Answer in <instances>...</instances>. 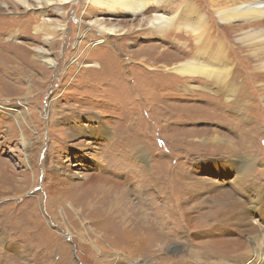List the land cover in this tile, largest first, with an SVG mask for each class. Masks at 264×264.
Masks as SVG:
<instances>
[{
    "label": "rangeland",
    "instance_id": "1",
    "mask_svg": "<svg viewBox=\"0 0 264 264\" xmlns=\"http://www.w3.org/2000/svg\"><path fill=\"white\" fill-rule=\"evenodd\" d=\"M192 3L231 50L235 101L160 72L188 55L171 38L90 26L142 17L0 0V264H264L263 46Z\"/></svg>",
    "mask_w": 264,
    "mask_h": 264
},
{
    "label": "bare ground",
    "instance_id": "2",
    "mask_svg": "<svg viewBox=\"0 0 264 264\" xmlns=\"http://www.w3.org/2000/svg\"><path fill=\"white\" fill-rule=\"evenodd\" d=\"M13 1L21 4L26 9L37 8L45 10L47 6H52L57 3H76L77 0ZM88 2L106 12H121L125 15H130L133 18V20L130 21L131 23L136 21L139 17H142L135 27L132 26L133 28L126 30H119L113 27L108 28L107 25L109 24L102 23L100 20L91 22L90 26L98 29L101 34L117 37L123 33L125 35L143 28L154 30L155 33L152 35H158L167 39L171 38V40L179 44L180 47L182 46V49L186 51V53L188 52V55L185 56L186 61H181L173 67L165 68L164 71L160 72H163L164 75H175V77H177L176 79L182 82L183 85L185 82H192L190 85L186 83L182 87L185 93H195L197 91L203 92L204 94L223 93V95H226L225 97L228 103L239 98V80L236 79L235 76L237 68H234L230 63L231 61L226 59V57L231 54V50H228V46L223 42L222 37H219L220 34L222 35L220 27L218 30L217 25L213 24V22L210 24L208 15L202 12L196 4H193L192 0H88ZM211 2L210 6H212L211 9H213L218 24L223 26L222 31L226 32L225 35H227L230 40H234L235 44H239L242 48L251 46L258 48V46H263L262 48L264 51V0H211ZM152 6L158 11L165 9L170 15L167 16L157 13L154 16H145L147 10ZM236 22H244L246 24L236 25ZM183 31H185V34H183ZM171 35L172 37H170ZM185 38L188 39V41L185 40V43H181L180 39L183 40ZM189 45H191V47ZM189 47L191 48L190 50L188 49ZM45 54L46 53H44V55ZM251 55L255 58L257 56L254 53H251ZM156 57L160 59L166 58L165 55ZM181 58H183V56H181ZM177 59L179 58H171L172 61ZM46 62L53 67L55 66L54 62L49 59H47ZM253 69L256 73H263L264 64L261 63L256 65ZM196 82L202 83V86L195 85L194 83ZM228 143L225 145L226 147L221 148L231 152L232 143ZM258 204L252 202L250 206L245 207L242 205L241 208L246 211L252 209L256 210ZM231 205H233L232 202ZM231 209L237 210V205L235 208L233 207ZM231 209L229 208V210ZM245 218L246 217H244V219ZM253 228L254 230H262V226L259 225H255L252 229Z\"/></svg>",
    "mask_w": 264,
    "mask_h": 264
}]
</instances>
